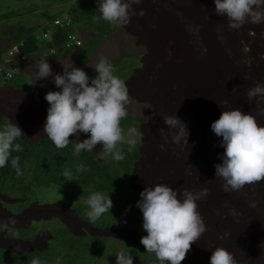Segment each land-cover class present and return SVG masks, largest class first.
Returning <instances> with one entry per match:
<instances>
[{"label": "rangeland", "instance_id": "obj_1", "mask_svg": "<svg viewBox=\"0 0 264 264\" xmlns=\"http://www.w3.org/2000/svg\"><path fill=\"white\" fill-rule=\"evenodd\" d=\"M99 4L100 0H0V27H4V29L1 28L0 30L3 29L2 31H7V35L13 34L11 39H5L8 38V36L0 32V49L5 50L1 56L2 59H6V54L9 50L15 51L16 53L19 51V47L17 48V46H14V42L19 39V35L17 40L13 42V38L17 36V32L14 31L13 33H9L8 29L10 27L22 29L23 33H30L32 39H34L37 45H40L38 48L43 50L45 45L50 44L52 35L56 29L52 19L54 16H59V18H54V20L70 17L72 20L70 27H74L75 40L81 39L85 44L81 49L71 50L69 57L54 61L48 59L45 53L43 55V52H40L38 56L32 59L35 65L34 68L27 69V66H31L28 65L27 62L20 64L18 68L19 72H17V75L10 81L4 77L3 73L7 68L6 64L0 63V87H2L0 89H6L8 86L12 85L17 88V90L14 91L15 97L4 101V105L9 106V108L4 107L8 111H4L1 106L0 111L3 112L5 117H12L17 112H34L37 109L40 112L46 113L50 105L42 95L46 96V92L50 91H62L60 88H57L54 83V77L57 74L63 75L65 69L70 71L71 66L79 68L87 73L89 77V86H91V80L98 75L94 70L95 65L99 62L101 57H106L111 62L113 74L125 81L131 97V103L127 106L128 117L121 121V127L124 130L125 137L124 143L127 144L128 140H134L136 142L135 147L131 151L134 152L137 150L140 155L137 162L134 163V168L131 169L132 174H129L130 178L128 177L126 188L128 189L129 183L132 188L155 187L156 184H166L174 191H177L178 199L181 200L182 196H180L179 193L182 192V190L187 189L188 191L199 192L203 188L202 185H197H200V183L206 184L209 177L213 178L212 181H221L222 188L224 181L215 176V166L222 163L220 157L224 153V148L219 146L222 138L211 135L212 123L208 126V123L206 124L202 118L200 119V114L191 109V105H193L194 101L197 99L200 100V98L205 102L204 105L207 104V109H210V107L215 104V102L210 101L202 91V89L205 92L208 90H205L206 86L202 88L204 86L201 87L199 83V77L202 71L200 72L198 67H194L199 64V68L202 67V69H205V67H207L212 70L206 62H200L198 57L199 55L202 56L201 52L204 51L203 46H199L201 45L202 37L205 32L213 30L214 25H207L204 23L202 25L199 24V22L194 25L196 17H199L198 15L200 14L192 12L195 18L190 17L191 20H187V18L179 15L180 12L178 13L179 8L183 6L186 11L187 9L193 11L198 10V12L200 10L201 13L202 9L215 11L214 0H143L140 5H133V9L137 13L143 9L145 11L144 16L138 14L132 16L128 25L117 26L107 23L114 27L106 34L105 39L98 44L94 39L95 32L89 29L88 25L92 21V12L97 13L99 16L101 15L98 11ZM95 6L97 7L95 8ZM214 16L215 15H212L211 22H214L216 19ZM222 18L218 19H222L221 21H228L227 18ZM189 22L190 24L192 23V25H190ZM247 25L253 24L249 23ZM253 26L259 30L262 27L264 28V23ZM179 29L181 32L178 34L176 32H178ZM200 30H203L201 39L198 32ZM79 31L88 34H84L83 37ZM215 31L216 29L213 31L212 40L216 45V49L219 51L221 50L220 52L224 54L227 46L236 48L234 45L237 42L236 39L238 40L239 37L236 38L235 30L229 31L226 29L228 33L225 35L226 40L223 42ZM173 35L174 38L180 40H175ZM256 37V34L254 36L248 35L247 39H255L251 47H253L257 41L260 42L262 38H259L260 36L258 37L259 39ZM159 38L163 41H171L172 39L175 43L181 41L180 44L184 47H179V45L176 44H168L166 46L167 48L163 47L165 43H162ZM5 42H7V44H5ZM168 48L171 50L176 48L185 49L179 53L176 52L174 58L170 60L169 54L166 52L169 50ZM259 48H261V46ZM29 49L31 53H27V55L31 56L35 51L33 50V43L29 44ZM45 50L47 51L48 49ZM64 52L65 51L61 52V56ZM204 55L206 56V54ZM221 57H223V55ZM236 58L238 57H229L227 54L226 60L234 65V62L237 61L235 60ZM229 59H234L235 61L233 62ZM9 60L11 61L12 59ZM42 60L47 61V63L51 65L52 75L45 79L35 80V74L38 72V65ZM244 63H246V61H244ZM13 66L17 70V63ZM171 85L174 87L171 88ZM216 88L219 89L220 86ZM42 89L45 91L41 93ZM37 90H40V92ZM233 92H235V90H233ZM11 100L12 102L10 104L8 101ZM229 105L231 109L233 106V97ZM19 108L23 109L20 110ZM6 112L7 114H5ZM23 115L27 116L28 119H33V121L34 118L37 117L40 119L41 117V115L38 114ZM163 115H175L187 125L189 132L187 137L188 148L183 146V142L180 145L172 143L171 136L162 137L160 135V129H163L165 133L169 131L168 126L165 125L162 120ZM220 115L218 111H215L214 118L217 117L219 119ZM46 118L47 116L43 117V119ZM1 123L2 119L0 121V124ZM44 126L45 125L42 127ZM132 128H134L136 132L130 135L129 129ZM139 143H141L140 147L137 146ZM161 145H164V150H161ZM96 147L100 150L103 149V146L100 144ZM120 147L122 146L120 145ZM88 154L89 156L92 155L90 152H88ZM196 155L197 160L194 163L187 162L190 157ZM133 156L134 154H132V157ZM209 159H214V162L209 161ZM96 161L101 166L107 164V169H105L108 170V172L112 171L115 165L116 167H120L121 170L125 165L123 159L117 162L112 156H105L103 159L98 156ZM191 165H195L199 172H197V170H191L193 172L190 174L187 168H191ZM121 170L118 169L120 174ZM200 176L204 178V180L200 179ZM130 179H132L131 182ZM255 185L264 186V181ZM255 185L248 186L245 189L250 190L254 188ZM213 193L215 194V191ZM217 196L218 199H221V194ZM223 196L230 198L231 201L227 198L224 199L235 205L231 206L225 214L219 212L218 202H214L213 206L215 205V208H212V202L215 201L214 197L210 198V196H208V198L206 197L197 201L199 206L198 211L202 213V215L203 212L206 213L204 216H201L204 219L207 231L191 246V251L188 253L189 264H210L212 251L217 247L225 248L229 252L234 250L236 253L243 254L247 259V243L243 242L240 247L237 248L234 246L233 248L231 242V240H233L231 236L233 234L231 227L233 223L235 225L237 224L234 221L237 220L236 217L238 214L237 211H235V207L242 203L245 204L244 199L240 194L235 193H231V195L224 193ZM0 197L2 203L11 206L5 205L11 213H21L28 207L27 204H22V207L13 206L14 204L10 205V201L14 199H9L4 196ZM61 199L66 200L62 193L56 188H41L37 189L35 192L32 203L44 205L41 210L46 206V208L49 209L48 214L50 215H53V212H56V215H58V204L56 203L61 201ZM87 199L88 198H79L72 201L73 209L82 218H88L85 216H87L86 212L89 209L84 202ZM232 212H235V215H232ZM63 214L64 217L61 219L66 220L67 217H65V213ZM3 215H0V217H2L0 220L4 219ZM38 217L39 215L36 221H32L31 214L23 211L18 222L21 224V222L26 221V225L32 226L33 231L45 230V233H49L53 237L50 243L51 248L42 253L29 254L30 256L28 258L26 257L27 262H23V264H31L34 258H38L41 264H57V258H59V264H117L116 256L122 251L132 256L133 264H159L154 254L147 253L143 250H137L143 249V247H141L139 243L135 245L132 244L130 238L125 237L123 232L127 231L120 230L125 228H110L108 232L110 236L105 239L99 238V240H95L86 237L81 238L82 242H75L72 244L70 239L72 240L74 237L69 236V232L60 222L57 223L52 218H43V220L38 219ZM54 217L55 216H53V218ZM77 217L79 216L77 215ZM89 222L90 221H83V228H86ZM0 223L3 222L0 221ZM0 227L5 228L1 230V232H3H0L1 235L8 233L15 238V235L12 234L6 226ZM17 231L19 232V230ZM88 231L94 234L95 228L90 229L89 227ZM220 231L224 234L229 233V237L227 239H221L222 236L218 235ZM9 246L8 241H6L2 250H8ZM12 250H16V247L13 245Z\"/></svg>", "mask_w": 264, "mask_h": 264}, {"label": "clouds", "instance_id": "obj_2", "mask_svg": "<svg viewBox=\"0 0 264 264\" xmlns=\"http://www.w3.org/2000/svg\"><path fill=\"white\" fill-rule=\"evenodd\" d=\"M142 2L143 0H100L98 11L103 20L113 25H128L132 16L145 15L143 9L139 13L133 9V5H140ZM214 4L215 14L227 18L229 31H239L249 23L253 25L264 23V0H214ZM67 19L70 21L69 17L57 20L64 24L60 29L67 30V39L70 35L73 40L62 44L65 48L81 47L83 44L81 39L75 40L74 32L68 31L67 27L71 22L65 25ZM249 35L254 36L255 33L250 31ZM220 38L223 40V37ZM76 42L80 45H76ZM241 46L245 55L250 53L251 48L244 41H241ZM18 47H22V43ZM204 51L206 52L207 49ZM7 55L13 60L26 59L20 51L16 53L9 50ZM21 56L24 60L20 59ZM260 59L264 60V54L260 55ZM246 64L251 67L250 60ZM6 66L4 77L10 81L18 71L12 64ZM11 70L14 71L13 75ZM94 70L98 75L91 80V86L87 73L72 66L70 71L65 69L63 75L57 74L54 77L56 87L62 91H50L45 96L50 107L43 130L47 139L57 149L68 147L71 143L70 136L79 133L90 134V138L83 142H75L76 156L82 151L92 152L93 148L100 144L103 146V151L98 154L99 158L112 156L116 161H120L124 159L120 145L125 142L121 121L128 117L127 106L131 103V97L125 81L113 74L111 62L106 57L100 58ZM7 72L9 77L12 75L11 78L6 76ZM51 75V65L42 60L38 65L35 80L45 79ZM8 87L17 90L13 85ZM7 89L9 90L6 94L13 92L12 88ZM6 94L0 97L3 101L2 107ZM246 96L249 102L258 97L256 111L258 115L264 116V108L259 107L264 103V85L256 83L247 91ZM227 104V100L222 102V106ZM162 120L169 131L165 133L160 129V135L171 136L172 143L180 145L183 142V146L188 148L187 125L175 115H163ZM211 129L217 137L222 138L219 146L224 148V153L220 157L222 163L215 166V176L224 181L222 190L225 193L240 192L245 186H253L264 181V126L258 124L254 115L244 114L238 109L225 110L220 118L212 123ZM135 132L134 128L129 129L130 135ZM23 136L22 130L12 122L0 130V168L6 167L11 157V166L17 176L22 175L23 172L19 157H12V152L21 151V144L15 141ZM135 143L134 140L127 141L128 151L135 147ZM160 147L164 150V145ZM87 170V166L82 163L76 166V173ZM63 176L68 182L76 178L68 168L63 171ZM208 191L207 188L199 192L184 189L179 193L182 196L181 200L178 199L177 191L168 185L156 184L155 187H146L140 193L141 199L137 202V207L143 214V229L147 233L141 237L140 243L147 253L155 255L159 264H182L191 251L192 244L207 231L204 219L198 211L197 201L206 198ZM84 202L89 209L86 215L92 223L110 212L113 207L109 195L105 196L101 192H93ZM250 207L255 208L256 203L252 202ZM231 214L235 215V212ZM7 223L14 225L16 220L10 217ZM229 235L225 233L221 239H227ZM116 257L117 264H133L132 256L123 251ZM31 264H41V262L38 258H34ZM210 264H238V262L232 252L217 247L212 251Z\"/></svg>", "mask_w": 264, "mask_h": 264}, {"label": "trees", "instance_id": "obj_3", "mask_svg": "<svg viewBox=\"0 0 264 264\" xmlns=\"http://www.w3.org/2000/svg\"><path fill=\"white\" fill-rule=\"evenodd\" d=\"M96 7L97 6H95V8ZM193 12H196L202 16H209V18H211L212 15H215V18H221V16H217L216 14H214L215 11H209L206 9H202V13L200 10L199 12L198 10H194ZM92 16V21L88 25V28L95 32L94 39L99 44L102 40L105 39L106 34H108V32L111 31L114 26L108 25L109 22L103 20L97 13L92 12ZM54 18H59V16H54ZM54 18L52 19L54 20ZM70 22L71 23L69 24V27H67V29L68 31L72 32L74 31V27H70L72 24L71 18ZM250 28L251 25H245L246 30H251ZM17 32L19 35V39L17 40V35L14 38V41L17 40L15 41L16 44L22 43V48H19L21 54H25L26 57H29L27 53H31V50L29 49L30 43H33V50H35L31 56L35 55L38 51H40V49L38 48L40 47V45H37L34 39H32V35L30 33H23L22 29H17ZM198 32L199 37L201 39L203 32L201 30ZM254 32L258 34L256 31ZM67 41V30L65 28L60 29L59 27H56L52 35L50 44L45 45L44 48L50 49L52 46L55 48L57 47V49H59V47L61 46L60 44L65 43ZM169 41L170 40H161L162 43H165L163 44V47H166L168 44H176L180 47H184L178 42L175 43V41L173 40H171L170 42ZM4 51L5 50H0V63H5L6 65H9L12 61L9 60L10 58L8 57V55L6 54V59H2L1 57ZM60 55V53L49 55L48 59L53 60L56 57H59ZM63 56H66V54H63ZM18 65L19 64H17V66ZM197 67L198 69H200V72L202 71L201 80L199 83L201 87L204 86L202 88H205V86L207 88L210 82L209 70L206 67L205 69H202V67L199 68V64H197ZM2 90L3 91L0 90V97H3L6 94L4 93L5 89ZM37 91L40 92V90ZM44 91L45 90L42 89L41 93ZM42 96L45 97V95ZM14 97L15 92L13 91L11 93V98L6 94V96L4 97V101L13 99ZM2 102L3 101L0 100V105H2ZM19 109L21 110L23 108ZM3 110L8 111L6 108H3ZM0 113V118L7 120L9 123V119L11 117H5L2 111H0ZM23 114H38L42 117L46 116L45 113L40 112L38 109L34 112H17L16 114H14V116L17 115V117L20 118L21 115L23 116ZM22 120H24V118L19 119L15 123H13L22 130L24 136L22 138H18L17 141H15V143L21 144V151H13L12 157H19L20 167L22 169L23 174L17 176L15 170L11 166L10 157L8 165L4 168H0V193L12 198L25 199L26 202L24 203L22 200L14 199L13 201H10V205L27 204V206H29V204L32 203L34 199L35 192L37 191V189L41 188H56L60 193H62V195L67 200L66 201L62 199L61 201L70 204H72L73 200L79 198H88L93 192H101L105 196L109 195L110 199L113 202V207L110 209V212H107L102 215L95 223H88V229L89 227L90 229L95 227L96 228L94 234L90 233V237L87 238H92L95 240H99V238L105 239L106 237L110 236V234L108 233L110 228H125L121 229L127 231L123 232L125 237L130 238V242L134 245L137 243L141 244V237L147 235V233L143 229V214L137 207V202L140 201V193L145 188H132L129 185L130 183L128 184V189L126 188L129 174L132 172L131 169L134 168V163L140 157L138 151H128V144H121V149L123 150V155L125 159H123V163H125V165L124 167L122 166V170L120 167H116L115 165V167L112 168V171L108 172V170H106L107 164L101 166L96 161V159L98 158V154L101 153L103 149L100 150L98 149V147L95 146L92 152H90L92 154L90 156L88 154V151H82L79 156H76L74 154L75 142L84 141L86 140L85 137L78 136L81 140L79 141L77 140L78 137L76 135L70 136L69 140L71 143L68 145V147L64 149H57L50 140H38L34 143L26 139V137L33 138L38 137L40 135H44L41 137L44 138L46 136V133L43 130V125L41 127L38 126L35 130V133H33L30 137L29 131H27L25 128H28V125L35 123V121H29L28 123L25 119L24 122L21 123ZM5 126L6 123L4 120H2V123L0 124V130H3ZM208 126H210L209 123ZM210 134L217 137L212 131L210 132ZM86 136L87 138L90 137L89 134H86ZM137 146L140 147L141 143L137 144ZM132 154H134L133 157ZM196 160L197 155L190 157L187 162L194 163ZM209 161L214 162V159H209ZM81 163L86 165L88 170L82 173H76V166ZM65 168L72 170L74 176L76 177L73 181L68 182L64 178L63 171L65 170ZM118 169L121 170V174L118 172ZM187 169L190 171V174L191 172H193L191 170H197V172H199L198 168L195 167V165H191V168ZM200 179L204 180V178H202L201 176ZM208 179L209 180L208 182H206V184L200 183V185L197 186L202 185L203 189L207 188L209 190L207 198L208 196H210V198H215V201L212 202V208H215V205L213 206L214 202H218L219 212L225 214L226 212H228L231 206L235 205L230 203L228 200L224 199L227 198L231 201L230 198L223 196L225 192L221 188V181H212V177H209ZM131 181L132 179H130V182ZM246 187L248 186H245L240 192H229L227 193V195H231V193L240 194L245 202V204L242 203L241 205L235 207V211H237L238 214L236 217L237 220L234 221L237 224L235 225L233 223L231 227L233 232V234L231 235L233 237V240H231V242L233 244V248L234 246L237 248L240 247L243 242L247 243V259L243 254L236 253L234 250L230 252L235 255L238 264H264V186L255 185V187L250 190L245 189ZM214 191L215 194L213 193ZM218 194H221V199H218ZM0 201L2 202V199H0ZM252 202L256 203L255 208L250 207V204ZM43 206L44 205L33 203L25 211L26 213L31 214L32 221H36V218L38 216L37 214L49 213V209L46 208V206L43 208V210H41ZM70 208V205H66L65 207L64 213L65 217H67L66 220L57 218L56 213L54 219L58 220L74 237L72 238V240L70 239V241H72V244H74L75 242L80 243L82 242L81 238H83V235L85 234L83 232H86L85 228H83V221L88 222L90 220L89 218H82L74 210L81 219L76 218L77 216L75 215V212L70 210ZM17 214L18 215H12V218L16 220V223H19L18 219L19 217H21V214H19V212ZM200 214L202 215V213ZM205 214L206 213L203 212L202 216H204ZM8 215H10V213ZM34 215H36L35 218ZM113 223H116L117 225ZM6 227L9 228V231L15 235V239L21 240H15L14 238H12L11 234L8 233L5 235L0 234V264H23V262H27V258L32 253H42L48 250V242L52 239V236L49 233H46V235L39 236V234L45 233V230L33 231V227L30 225H27L26 227V225L11 224ZM0 228L4 229L3 227ZM2 229H0V231ZM17 230H19V232ZM70 234L69 236L71 237ZM223 234L224 233H222L221 231L218 233V235L222 237L224 236ZM6 241H8V244L10 246L8 247V250H2ZM50 243L49 249L51 248ZM12 245L16 247L15 251L12 250ZM141 247H143L142 244ZM137 250L146 251L144 247L143 249ZM188 255L189 254H187V258L182 262V264H189Z\"/></svg>", "mask_w": 264, "mask_h": 264}, {"label": "bare ground", "instance_id": "obj_4", "mask_svg": "<svg viewBox=\"0 0 264 264\" xmlns=\"http://www.w3.org/2000/svg\"><path fill=\"white\" fill-rule=\"evenodd\" d=\"M184 8H185L184 6L182 8H179V10H178V13L180 12L179 15H182V17L187 18V20L188 19L191 20L190 17L195 18L194 13H192L193 10L187 9V11H186V10H184ZM188 11H191V12H188ZM196 14H198V13H196ZM198 16L199 17H196V19H195V21H196L195 23L193 22V19H192V22L194 23V25L197 22H199V24H202V25H203V23L204 24H207V25H209V24H213L214 25V29L211 30L210 32H205L204 36L202 37L201 45H199V46H203V48L204 49H207V51L206 52L205 51L201 52V55L202 56L199 55L198 60L200 62H206L209 65V67L212 69V70H210L209 68L206 67L209 70L210 82H209L208 87L206 88V89H208L207 92H205L204 90H202V91L204 92V94L206 95V97L210 101H214L215 104L212 105V107H210L211 110L210 109H207V104L204 105L205 102L203 100H201V98H200V100L197 99L196 101H194L193 105H191V107H192L191 109L193 111L199 113L200 114V119L202 118L203 121H205L206 123H209V124H211V123L215 122L216 120H218L217 117L214 118L215 111H218L220 114H222V112L225 111V110L238 109L241 112H243L244 114H252V115H254L256 117V119H257L258 124L260 126H264V116L258 115L257 114V111H256V108H257L256 99H258V97L257 98H254L251 102H249V100L247 99V96H246L247 91L249 89L253 88L256 83H260V84L264 85V60H261L260 59V55L261 54H264V38H263L264 35H262V33H264V28L261 26L262 28H260L258 30L253 25H251V28H250L251 30H248V29L246 30L245 29V26H243L239 31H235L236 38L239 37L238 40L236 39V41H237L236 43L234 41V43H235L234 46H236V48H234L233 46H229V47L227 46L226 47V52L223 54V52L222 53L220 52L221 50L219 51L218 49H216V47H215L216 45H215V43H213V40H212V38H213V31L216 29L215 33L218 35L219 38L220 37H223L222 42L225 41L226 40L225 35H227V33H228L226 31V29H228V26H227L228 25V21H221L223 19L221 17L222 19L216 18L217 19L216 20L214 18L215 19L214 22H211L212 21L211 18L207 19L206 16H204V17L201 16V15H198ZM204 19H206V20H204ZM189 24H190V22H189ZM190 25H192V23ZM1 28L4 29V27H0V29ZM10 29H13V30H10ZM180 29L176 33L179 34L181 32ZM2 30H0V32L5 33L4 35L5 36H8V38H5V39H11L13 37V34H11V35L8 34L7 35L6 34L7 31H2ZM8 30H9L8 31L9 33H13L14 31L17 32V29L11 28V27ZM250 31H253V32L256 31L258 33V34H256L254 32L257 35L256 38H258L259 36H260L259 38L262 37L260 39V42L257 41L256 44L254 43L255 45L253 47H251V46H252L253 41L255 39H247V37L249 35L248 33ZM72 32H74V31H72ZM202 32H203V30H202ZM79 33L83 37H84V34H88V33L82 32V31H79ZM17 35H18V32H17ZM14 38H13V42H14ZM173 38H174V35H173ZM174 39L175 40H180V39H177V38H174ZM220 40H221V38H220ZM241 41H244L245 44L249 45L250 48H251L250 53H248L247 55H245V53L242 51ZM180 43H181V41H179V44ZM5 44H7V42H5ZM19 44H16L14 42V46H18ZM225 44H226V42H225ZM60 45H59L60 46L59 49H57V47L56 48L55 47H51L50 49H48L46 51L45 48H43V50L38 51L35 55L26 57L25 61H19V60H13L12 59L11 60L12 62L10 64H12V66L15 63L19 64L17 66L18 72H19V69L18 68H19L20 64L25 63V62H27L28 65H31V66H27V69H32V68L35 67V65L32 62V59L35 58L36 56H38L40 54V52H43V55L45 53V55H47V57H48L49 55H54L55 53L56 54H58V53L61 54L62 51H65L63 54H66V56H63V55L61 56L60 55L59 57H56L55 59H53V61H54V60H58L60 58H67V57H69L71 50H73V49H75V50L76 49H81V48H83L85 46L84 43L82 44L81 47H77V48H75V47L65 48L63 46V44H60ZM260 46H261V48H259ZM196 47H198V46H196ZM183 49H185V48H176V49H173V50L169 49L166 52L169 54V58L171 60V59L174 58L176 52L179 53V52L183 51ZM0 50H3V49H0ZM52 51H54V54H53ZM170 52L172 53V55L173 54L174 55L172 56ZM219 52H220V55H219ZM204 54H206V56ZM227 54H228L229 57L230 56H236V57H238V58L235 59L237 61H235L234 59L233 60H230L229 59L230 61H233V62L235 61L234 62V65H233V63H230V62H228L226 60ZM222 55H223V57H221ZM176 56H178V55H176ZM249 60L251 61V67L250 68L247 66L246 63H244V61L247 62ZM194 67L197 68V66H194ZM28 73H30V72H28ZM200 80H201V76L199 77V81ZM218 86H220L219 89L216 88ZM173 87L174 86L171 85V88H173ZM8 88H12V91H16L13 87H8ZM0 90L3 91L2 89H0ZM7 90H9V89H5L4 93H6ZM233 90H235V92H233ZM193 93H194V91H193ZM7 94H9L10 95L9 97L11 98V93L8 92ZM231 97H233V106L230 109V105L229 104L231 102ZM225 100L228 101V104H227V106H222V102L225 101ZM8 102L11 104L12 100L11 101H8ZM0 106H2V105H0ZM3 107L9 108V106H5L4 104H3ZM259 107L264 108V103H261L259 105ZM47 112L48 111H46V113H45L46 116H47ZM5 114H7V112ZM23 118H24V120L26 119L28 123H29V121H33V119H28L27 116H25V115H23V116L21 115L20 118H18L17 115H15V116H12L9 119V122L15 123L17 120L23 119ZM0 119L4 120L5 123H6V125L8 124V121L7 120H5L3 118H0ZM24 120H22L21 123H23ZM192 120H193V116H192ZM34 121H36V123L30 124V125H28V128H25L27 131H29L30 137L32 136L33 133H35V130H36V128L38 126L41 127L42 125H45V123H46V119H43L42 116L40 117V119L37 118V117L34 118ZM42 136H44V135L38 136V139H33V138H28V137H26V139H28V140H30V141H32L34 143L37 142L38 140H45V139H47L46 136L44 138H41ZM76 136L77 137L78 136H83L86 139H88L87 136H86V134H84V133H79ZM89 136H90V134H89ZM77 140L81 141L79 139V137L77 138ZM81 142H83V141H81ZM0 196H4V197L9 198V199H19V198L8 197V196L3 195L1 193H0ZM0 199H1V197H0ZM19 200H22L24 203L26 202L25 199H19ZM31 204H33V203H30L28 207H30ZM56 204H58V210H57V211H59L58 212L59 214L57 215L58 218H63L64 217V214L63 213L65 211L66 205H70V207H71L70 210L74 211V209L72 208V204H70V203H64L62 201H58ZM5 205L6 206H9V205L4 204V203H2L0 201V215H3L4 214L3 215L4 216V219L3 220H0L3 223H0V225L9 226L11 224L7 223L8 219L10 217L12 218L11 215H18V214L11 213L5 207ZM13 206H20V207H22L21 204H17V205H13ZM9 207H11V206H9ZM26 209H24L23 211H25ZM9 213H10V215H8ZM21 213H19V214H21ZM55 213L56 212H54L53 215H50V214H38L39 215L38 219H43V218L44 219H47V218L54 219L53 216H55ZM75 215L77 216L76 212H75ZM35 217H36V215H34V218ZM0 218H2V217H0ZM77 218L79 219V217H77ZM43 220H41V221H43ZM54 220H56V219H54ZM56 221L59 222L58 220H56ZM26 223L27 222L24 221V222H21V224H19V223H15V224L16 225H26ZM26 227H27V225H26ZM0 229H2V228H0ZM127 229H130V228H127ZM23 230H25V229H23ZM85 230H86V232L85 231L83 232V233H85L84 234L85 237L83 235V238H86V237L90 236V232L88 231L89 229L86 227ZM1 233H3V232H1ZM41 235H46V233L39 234V236H41ZM12 238H14V237L12 236ZM52 239H53V237H52ZM15 240H21V239H15ZM22 241H24V240H22ZM50 241L48 242V250H49V243H50ZM34 253H36V252H34Z\"/></svg>", "mask_w": 264, "mask_h": 264}, {"label": "built area", "instance_id": "obj_5", "mask_svg": "<svg viewBox=\"0 0 264 264\" xmlns=\"http://www.w3.org/2000/svg\"><path fill=\"white\" fill-rule=\"evenodd\" d=\"M69 23H70V21L67 19L66 22H65V25H68ZM54 25L57 26V27H59V28H63V27H64V24H63L61 21H59V20H55V21H54ZM68 40H73V37H71V36L69 35V36H68ZM76 45L79 46L80 43H79V42H76ZM20 59H21V60H24V57L21 56ZM11 71H12V70H11ZM13 73H14V71H12V75H13ZM12 75H11V77H12ZM6 76H7L8 78H11V77H9V72L6 73Z\"/></svg>", "mask_w": 264, "mask_h": 264}]
</instances>
